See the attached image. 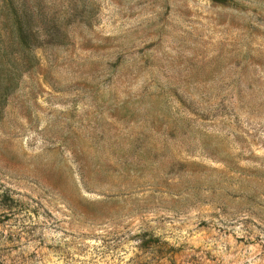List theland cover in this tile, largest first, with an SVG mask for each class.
Here are the masks:
<instances>
[{"label":"rangeland","instance_id":"1","mask_svg":"<svg viewBox=\"0 0 264 264\" xmlns=\"http://www.w3.org/2000/svg\"><path fill=\"white\" fill-rule=\"evenodd\" d=\"M0 264H264V0H0Z\"/></svg>","mask_w":264,"mask_h":264},{"label":"trees","instance_id":"2","mask_svg":"<svg viewBox=\"0 0 264 264\" xmlns=\"http://www.w3.org/2000/svg\"><path fill=\"white\" fill-rule=\"evenodd\" d=\"M25 25L21 24L19 27H18V32H19V35H20V38H24L27 36V32L25 31Z\"/></svg>","mask_w":264,"mask_h":264}]
</instances>
